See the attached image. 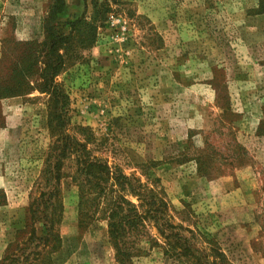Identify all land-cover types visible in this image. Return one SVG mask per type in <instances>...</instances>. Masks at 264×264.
<instances>
[{
    "label": "rangeland",
    "instance_id": "1",
    "mask_svg": "<svg viewBox=\"0 0 264 264\" xmlns=\"http://www.w3.org/2000/svg\"><path fill=\"white\" fill-rule=\"evenodd\" d=\"M54 1L0 0V264H119L110 192L94 205L86 186L81 205V151L67 147L46 182L70 139L156 194L197 246L264 264V0H61L58 100L38 86ZM123 194L144 218L124 234L132 263L190 264Z\"/></svg>",
    "mask_w": 264,
    "mask_h": 264
},
{
    "label": "trees",
    "instance_id": "2",
    "mask_svg": "<svg viewBox=\"0 0 264 264\" xmlns=\"http://www.w3.org/2000/svg\"><path fill=\"white\" fill-rule=\"evenodd\" d=\"M61 8L62 1L55 0L48 12L44 27L48 37L47 41L43 43V46L47 51L45 56L49 55L48 57L51 62L43 63L45 64L42 77L43 82L38 85L42 92L53 95L57 100L62 97L59 89L54 83V77L58 73L61 65V56L57 54V50H59V44L63 42L64 37L62 33L60 35L54 33L49 22L50 19H53L61 12ZM94 11L98 16H100L101 13L104 16L110 12V9L105 3L94 2ZM103 16L102 18L104 20ZM78 24L79 21H76L73 25ZM79 27L80 26H78L77 30L80 29ZM91 27L95 30L93 26ZM88 28L91 30L89 26ZM80 43L87 45V43H91V41L87 38L83 39ZM66 138L69 139L67 136ZM67 143L68 144H61L59 146L60 153L54 158L55 163L51 170V172L56 171V174L54 177L50 176L46 182L48 185L52 183L54 186V183H58L60 180L57 171H59L60 163L63 159L62 156L67 147L75 152L80 153L81 151L83 159L77 161L79 165L77 167L76 178L81 191V205H83L84 200L85 203L88 201V193L86 192V189L84 191L86 186L87 188H90V190H96L97 195L92 199L94 205H97L98 201L105 195L106 191L110 192L111 201L110 205L107 207V218L109 221L108 227L116 247V259L119 264H133L131 260V250H133V248L132 245L131 247H127L129 244L124 241V234L126 235L125 231L127 228L130 233L136 232L138 227L144 221L142 216L137 215L133 204L125 199L123 192H129L132 196L137 197L141 202L145 203L144 205L148 206V210L145 211L147 217L155 223L158 233L166 240L165 255L178 261L183 258L190 264H229L227 258L220 252V248L217 247L212 239L210 240V244L215 248L207 251V248L197 246L192 231L183 229L177 225L173 226L166 221L159 210V208L161 209V200L158 199L156 194L151 191L147 192L143 187L138 185L137 181H132L131 178L122 175L117 170L110 173L109 168L104 162H101L99 159L90 158L89 152L86 151V147L79 144L75 139H70ZM113 187H118L119 190H114ZM53 192L54 191L52 190L48 195H42L45 206H48ZM183 231L190 233L191 237L183 236L181 233ZM48 237H51L50 231L45 232V241Z\"/></svg>",
    "mask_w": 264,
    "mask_h": 264
},
{
    "label": "crops",
    "instance_id": "3",
    "mask_svg": "<svg viewBox=\"0 0 264 264\" xmlns=\"http://www.w3.org/2000/svg\"><path fill=\"white\" fill-rule=\"evenodd\" d=\"M3 185H4V179L0 177V187H3Z\"/></svg>",
    "mask_w": 264,
    "mask_h": 264
}]
</instances>
